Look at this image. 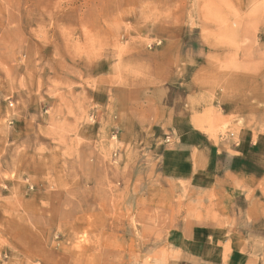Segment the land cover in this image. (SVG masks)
Returning a JSON list of instances; mask_svg holds the SVG:
<instances>
[{"label":"rangeland","instance_id":"1","mask_svg":"<svg viewBox=\"0 0 264 264\" xmlns=\"http://www.w3.org/2000/svg\"><path fill=\"white\" fill-rule=\"evenodd\" d=\"M190 116L205 166L259 141L264 171V0H0V264H196L195 214L264 264V176L169 194Z\"/></svg>","mask_w":264,"mask_h":264},{"label":"crops","instance_id":"2","mask_svg":"<svg viewBox=\"0 0 264 264\" xmlns=\"http://www.w3.org/2000/svg\"><path fill=\"white\" fill-rule=\"evenodd\" d=\"M165 122L171 123L170 120ZM161 126L163 127L165 124ZM179 127L178 129H185V131L180 133L177 139L164 142L157 151L158 154H156L162 159V179L169 184L170 195L175 193L177 188L181 192L182 187L188 189V195L190 197L193 195V200H198L202 192L216 193L221 191V195H224L226 187L222 184L229 182L232 174L237 179L239 177L243 178V183L246 179L255 180L264 176L262 165L259 164V158L262 154L260 149L263 145L262 142L241 143L239 147L234 146L233 149L223 151L221 155L216 153V159L210 161V166H205V162L209 161H204L206 154L203 146L206 144L202 134L197 132V128L193 126L191 116L188 123H184L183 127ZM226 167H232V171L228 170L225 174ZM163 187H165V184H163ZM239 187L241 185L233 191H241ZM173 201L170 206L171 210L174 207ZM177 201L181 202L179 199ZM187 209L189 212L192 210L188 207ZM176 210L180 209L177 207ZM200 218L195 214L194 217L189 216L188 220L173 223V225L179 227L174 226L175 228L169 231L168 241L179 250H182L187 258L193 259L196 264H225L227 262H225L226 258L238 257L240 250L231 248L234 246L233 238L235 234H231L230 238L228 236L222 238L210 237L209 230L212 231V226L204 225L216 224V222L203 223Z\"/></svg>","mask_w":264,"mask_h":264}]
</instances>
